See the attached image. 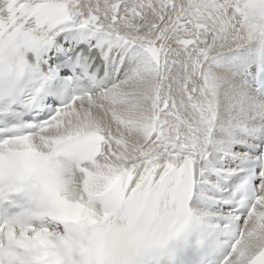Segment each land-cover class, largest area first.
Returning a JSON list of instances; mask_svg holds the SVG:
<instances>
[{
	"label": "snow or ice",
	"instance_id": "snow-or-ice-1",
	"mask_svg": "<svg viewBox=\"0 0 264 264\" xmlns=\"http://www.w3.org/2000/svg\"><path fill=\"white\" fill-rule=\"evenodd\" d=\"M0 264H264V0H0Z\"/></svg>",
	"mask_w": 264,
	"mask_h": 264
}]
</instances>
